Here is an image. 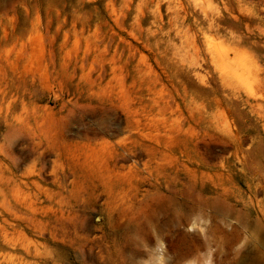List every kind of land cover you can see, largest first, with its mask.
<instances>
[{"label": "rangeland", "instance_id": "374dc122", "mask_svg": "<svg viewBox=\"0 0 264 264\" xmlns=\"http://www.w3.org/2000/svg\"><path fill=\"white\" fill-rule=\"evenodd\" d=\"M114 167L176 208L114 264H264V0H0V264H101L66 199Z\"/></svg>", "mask_w": 264, "mask_h": 264}, {"label": "bare ground", "instance_id": "6f19581e", "mask_svg": "<svg viewBox=\"0 0 264 264\" xmlns=\"http://www.w3.org/2000/svg\"><path fill=\"white\" fill-rule=\"evenodd\" d=\"M232 50L229 49L227 51L231 52ZM223 52H225L226 54V51ZM221 56L223 55H220L219 57L222 58ZM225 61H227V59ZM259 81L261 80L259 79ZM107 172L109 175V178L107 180L73 181L69 185V194L68 196L66 195L67 217H65V219L67 224H72L74 222V219H77L75 214V207L76 204H78V201L83 200L86 201L88 204L87 208L90 215L89 221L93 220L99 226V230H101L103 234V236L101 235L102 239H99L100 237H97L98 239L92 240V243L90 242L92 245H94V247L92 246L93 248L96 247L95 250L97 249V252L95 253L94 250L91 251L92 248L90 247L91 250L89 248L87 252L85 251L86 253L84 255L81 254V256H79V262H102L101 264H114L113 262H126L129 258V255L133 253L145 256V253L141 250L142 242L137 232L138 229L146 222H144V219H146V217L149 215L160 219L165 217V215H168L170 212L172 213V211L175 212L176 210L175 204H169L167 202V195L162 194L159 196L158 201H156V197L153 196L152 198L143 197L145 198L148 207L147 212H149V214L146 213L145 215V213H137L127 216L129 214L125 213L123 204H129L130 202L135 200V197L132 196L130 192L140 191L145 185L129 182L127 180L129 171H121L117 167H114L112 169L108 168ZM161 186L162 185H157L156 187H158V189L162 192L166 191ZM188 187L189 186H187L186 189ZM174 197L175 196H173V199H176V201H178L179 203L183 200L181 194L178 195L177 198ZM159 208L162 210L163 213L159 211ZM80 216L83 217V215ZM81 217H78L80 223H82L81 221H85V219L83 220L81 219ZM87 221L88 220H86V222ZM197 221H194L193 223L189 221V224H191L192 227L195 228L197 231L198 229L202 230L203 226L202 224H200L201 222ZM90 225V227H94V225ZM81 229H84V231H86L88 227L83 225ZM166 237L159 236L155 240L158 248L161 249V251L158 249H156L155 251L157 257L154 262H157L158 264L165 263L169 257V250L165 249L164 247L165 243L167 242V238H169ZM190 257V255L185 254L178 256V258L174 261L173 264H193L194 261L193 259L191 260ZM70 258L71 257L69 256V258L67 259L68 262H72L70 261Z\"/></svg>", "mask_w": 264, "mask_h": 264}]
</instances>
